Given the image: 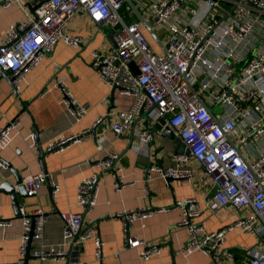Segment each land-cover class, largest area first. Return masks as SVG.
Returning <instances> with one entry per match:
<instances>
[{"label":"built area","instance_id":"obj_1","mask_svg":"<svg viewBox=\"0 0 264 264\" xmlns=\"http://www.w3.org/2000/svg\"><path fill=\"white\" fill-rule=\"evenodd\" d=\"M21 1L0 0V8L19 5L24 11V17L9 27L0 45V80L8 73L19 95L31 71L59 42L76 49L83 46L82 37L66 31L69 21L79 13H85L96 26H118L112 52L92 53L101 79L133 98L131 108L117 115L112 126L115 135H123L142 113L151 127L164 120L163 127L169 128L190 151L189 155L176 154L174 162L186 166L193 161L207 176L210 192L205 202L209 210L233 208L240 213L230 225L209 231L203 223L194 221L201 215L197 199L177 201L173 209L182 211L179 226L188 232V241L179 253L216 255L227 235L238 230L257 238L243 264H264V0H132L168 54L153 48L144 26L125 0H47L34 12ZM60 87L63 103L81 119L88 105L80 104L65 86ZM20 126L21 121L14 119L0 127V149L11 143ZM92 133L87 129L60 135L46 145L45 151L60 153ZM152 134L151 129L140 131V151L152 140ZM28 139L33 147L39 146L36 132ZM117 161L118 155H110L93 167L114 170ZM1 167L6 164L0 158ZM153 174L167 181H191L188 170L165 169L157 164L150 165L147 177L151 179ZM99 182V172L81 181L77 203L82 212L60 215L64 239L70 241L79 235L78 242L83 243L92 238L97 257L101 256L103 242L92 226H85L84 216L96 206ZM47 183L54 195L60 191L52 174L43 168L24 186L29 196H35ZM169 210L141 208L118 214L124 222L127 247L137 249L143 261L159 255L162 247L130 235L129 225ZM21 219L20 248L25 258L30 240L42 238L47 215L37 209ZM11 225V220L0 219L1 229ZM68 255V251L56 249L33 254L41 260H62Z\"/></svg>","mask_w":264,"mask_h":264},{"label":"crops","instance_id":"obj_2","mask_svg":"<svg viewBox=\"0 0 264 264\" xmlns=\"http://www.w3.org/2000/svg\"><path fill=\"white\" fill-rule=\"evenodd\" d=\"M21 2L26 4V0ZM23 17L24 11L19 5L0 8V45L9 27ZM66 31L82 37L84 45L76 49L59 42L55 50L47 52L42 62L31 71L19 95L9 79L2 77L0 80V127L14 119L21 121L19 133L13 136L6 148L0 149V158L6 162V167L0 168V187L5 181L16 184L18 177L24 184L43 168L60 186L56 195L47 183L35 196L20 197L19 212H16L11 195L0 192V219L12 221L9 228H0V264L23 261L21 218L37 209L46 213L47 220L42 238L31 243L32 255L45 249L71 251L74 255L69 254L62 260L36 257L30 259L29 264H67L70 257L79 260L74 264H212L214 260L217 264H243L248 250L257 244L256 236L250 232L231 231L216 255H206L201 251L188 256L179 253L188 241V232L179 226L182 211L173 209L177 201L197 199L196 206L201 215L194 221L203 223L209 231H218L230 225L239 219L240 213L233 208L209 210L205 202L209 198V182L203 169L193 161L186 166L176 164L173 160L178 154L175 139L165 134L164 127L157 129L158 123L151 127L144 113L135 118L123 135H115L112 126L117 121V115L131 108L133 98L107 85L93 65V51L108 54L114 48L110 28L96 26L85 13H79L69 21ZM151 44L156 51L159 50L152 40ZM61 85L80 104L88 105V112L81 119H77L63 103ZM215 112L219 109L216 108ZM87 129L95 130L82 143L60 153L45 151L52 139ZM149 129L153 138L140 151L137 148L139 133ZM34 132L39 138L37 148L28 139ZM131 143L133 146L129 149ZM41 149L47 153L43 157ZM110 155H118L116 169L99 171L93 167L96 161ZM153 164L165 169L188 170L191 181H167L158 174L149 179L148 169ZM95 172L100 174L97 203L84 216V224L92 226L103 242L100 257L96 255L92 238L83 243H79L78 239L75 241V237L70 241L64 239V223L60 217L62 213L82 212L77 203L78 186ZM141 208H170L147 219L136 220L128 227L130 235L162 247L161 253L148 261L140 259L137 249L127 247L124 222L118 216L124 211Z\"/></svg>","mask_w":264,"mask_h":264},{"label":"water","instance_id":"obj_3","mask_svg":"<svg viewBox=\"0 0 264 264\" xmlns=\"http://www.w3.org/2000/svg\"><path fill=\"white\" fill-rule=\"evenodd\" d=\"M47 0H26V5L29 7V10L31 12H34L35 9L42 3L46 2ZM125 3L132 9V11L134 12L135 16L137 17V19L142 23V25L144 26L145 31L147 32V34L149 35V37L151 38V40L161 49V51L165 54L167 53V48L165 47V45L162 43L161 39L158 37L157 33L153 30V28L151 27V24L144 18V16L142 15V13L139 11V9L135 6V4L133 3L132 0H125ZM118 28H112L110 29L111 31V35H113L115 33V30ZM134 67V65H133ZM2 77H5L7 79H9V81L12 84V79L9 77L8 73H4L2 75ZM25 108V106H24ZM165 125V121L161 120L157 125V129H162L163 126ZM95 129H92V132ZM165 134L170 138V139H175V148H176V153L178 154H190V151L188 150V148L186 147V145L183 143V141L179 138H175L174 134L172 133V131L165 127L164 128ZM133 144L131 143L130 146L128 147L130 149V147H132ZM47 154L46 152H44L43 149H41V156L43 157V155ZM4 161V160H3ZM5 162V161H4ZM6 164V162H5ZM9 167V166H8ZM46 170V168H44ZM0 192H5L11 195L14 206L16 208V212L20 211V207H19V198H24V197H29V195L27 194L26 188L24 186V184L22 183V180L18 177L17 178V182L16 184H11L8 183L7 181L3 182V184L0 187ZM79 238V235L75 236V241ZM31 243L32 240H30V244L27 250V254L25 256V258L23 259L22 262L18 263V264H29V260L32 258H36L35 256L32 255L31 253ZM73 248V246L71 247V249ZM75 251H78L77 247L74 248ZM70 256L74 255L73 253H71L70 251ZM215 255V254H214ZM69 258V257H68ZM79 260L74 259L72 257H70L67 260V264H74V263H78Z\"/></svg>","mask_w":264,"mask_h":264},{"label":"rangeland","instance_id":"obj_4","mask_svg":"<svg viewBox=\"0 0 264 264\" xmlns=\"http://www.w3.org/2000/svg\"><path fill=\"white\" fill-rule=\"evenodd\" d=\"M158 52H161V53H163V52L161 51V49H160V48H159Z\"/></svg>","mask_w":264,"mask_h":264}]
</instances>
